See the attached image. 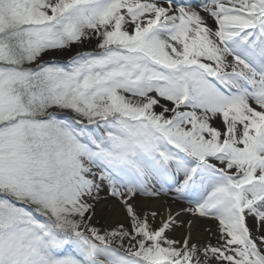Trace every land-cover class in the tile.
<instances>
[{"label": "snow or ice", "instance_id": "6c2138e0", "mask_svg": "<svg viewBox=\"0 0 264 264\" xmlns=\"http://www.w3.org/2000/svg\"><path fill=\"white\" fill-rule=\"evenodd\" d=\"M0 264H264V0H0Z\"/></svg>", "mask_w": 264, "mask_h": 264}]
</instances>
